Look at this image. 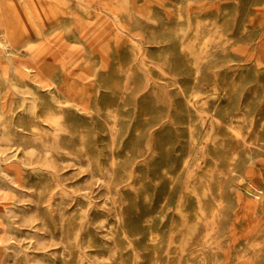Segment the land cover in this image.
I'll return each instance as SVG.
<instances>
[{"label":"rangeland","instance_id":"rangeland-1","mask_svg":"<svg viewBox=\"0 0 264 264\" xmlns=\"http://www.w3.org/2000/svg\"><path fill=\"white\" fill-rule=\"evenodd\" d=\"M0 264H264V0H0Z\"/></svg>","mask_w":264,"mask_h":264},{"label":"bare ground","instance_id":"bare-ground-1","mask_svg":"<svg viewBox=\"0 0 264 264\" xmlns=\"http://www.w3.org/2000/svg\"><path fill=\"white\" fill-rule=\"evenodd\" d=\"M18 8V7H17ZM98 25V24H97ZM197 67V66H196ZM133 90V89H132ZM131 95V94H130ZM131 99V98H130ZM118 115V114H117ZM51 116H53V115H51ZM55 117V116H54ZM246 121V120H245ZM42 126H44V125H42ZM45 127V126H44ZM44 131V130H43ZM257 135H258V133H257ZM250 145V144H249ZM93 147V146H92ZM45 150V149H44ZM89 168V167H88ZM116 180V179H115ZM116 184V183H115ZM110 186V185H109ZM115 186V185H114ZM115 188V187H114ZM192 193V192H191ZM192 195H193V193H192ZM202 204V203H201ZM213 207V206H212ZM209 216V215H208ZM246 228H247V230H255V228H256V224H255V222L254 221H247L246 222ZM210 231H213V230H210ZM207 239V238H206ZM196 249V248H195ZM180 255V254H179ZM157 256V255H156ZM167 259V258H166ZM190 263V262H189Z\"/></svg>","mask_w":264,"mask_h":264}]
</instances>
